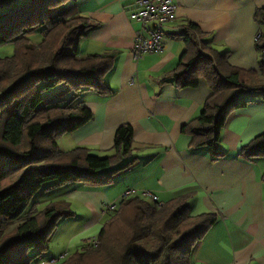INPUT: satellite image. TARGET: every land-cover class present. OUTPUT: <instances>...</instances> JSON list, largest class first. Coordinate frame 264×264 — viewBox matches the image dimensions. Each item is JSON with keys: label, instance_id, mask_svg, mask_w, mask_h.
Returning <instances> with one entry per match:
<instances>
[{"label": "trees", "instance_id": "obj_1", "mask_svg": "<svg viewBox=\"0 0 264 264\" xmlns=\"http://www.w3.org/2000/svg\"><path fill=\"white\" fill-rule=\"evenodd\" d=\"M67 1L0 0V47L13 46L11 53L0 54V264H31L42 258L58 220L73 215L67 201H51L7 230L39 189L68 182L108 185L114 175L136 164L129 123L117 127L110 155L83 146L67 151L58 147L63 134L92 119V111L76 102L79 94L111 93L105 77L115 58L109 52L80 56L79 40L95 25L79 15L63 18L62 11L50 16V10L57 12ZM253 18L261 31L253 45L257 69L233 67L229 52L207 45L205 33L191 20L179 34L185 48L169 79L179 87H195L204 79L210 89L199 114L181 131L191 137L190 148L204 146L212 159L224 155L219 134L227 116L248 105L255 93H264L257 80L264 75V7H257ZM31 33L41 34V40L32 43ZM240 154L248 159L264 156V133L243 145ZM191 195L160 206L139 196L122 201L100 229L98 244L92 247L87 241L60 264H199L191 261L193 247L218 215H190Z\"/></svg>", "mask_w": 264, "mask_h": 264}, {"label": "crops", "instance_id": "obj_2", "mask_svg": "<svg viewBox=\"0 0 264 264\" xmlns=\"http://www.w3.org/2000/svg\"><path fill=\"white\" fill-rule=\"evenodd\" d=\"M134 2L69 0L57 7H62L64 17L83 16L95 25L79 40L81 57L115 54L105 77L111 93L81 92L76 102L92 111V119L63 134L57 141L59 149L83 146L94 154L110 155L117 127L129 123L136 164L114 175L108 185L67 184L49 191L61 188L47 203L67 201L73 215L58 220L57 227L64 221L68 232L56 237L53 232L46 255L31 264H48L65 249L73 252L97 238L113 214H103V204L118 200L126 188L152 189L161 203L189 193L190 215H218L193 247L194 263L264 264V161L240 154L243 145L264 133V93H255L248 105L229 115L219 134L224 155L212 159L204 146L190 148L191 137L181 131L210 95L206 81L179 87L169 79L185 48L179 34L187 20L199 25L207 45L229 52L228 62L233 67L257 69L258 52L253 45L260 27L253 15L257 7H264V0H175L176 16L166 25L164 48L139 59L131 54L138 24L127 14Z\"/></svg>", "mask_w": 264, "mask_h": 264}, {"label": "built area", "instance_id": "obj_3", "mask_svg": "<svg viewBox=\"0 0 264 264\" xmlns=\"http://www.w3.org/2000/svg\"><path fill=\"white\" fill-rule=\"evenodd\" d=\"M177 4L175 0H135L132 7L128 10V17L131 21L136 22L138 27L133 37V46L131 54L134 59H139L142 55L152 52H160L164 48V37L166 25L176 16ZM261 31L257 32L256 38L260 36ZM133 77L130 78V83ZM132 196H139L146 200L158 202L157 196L152 189H135L126 188L118 200L108 201L103 204V214H112L119 208L122 201ZM107 221V220H106ZM97 238L91 239V246L98 244ZM69 253L64 252L58 256L51 257L48 264H59L63 262Z\"/></svg>", "mask_w": 264, "mask_h": 264}, {"label": "rangeland", "instance_id": "obj_4", "mask_svg": "<svg viewBox=\"0 0 264 264\" xmlns=\"http://www.w3.org/2000/svg\"><path fill=\"white\" fill-rule=\"evenodd\" d=\"M17 1H19V2H21V1H23V0H17ZM63 9H62V7H61V9H59V10H57V12L56 11H49V14H50V16H54V15H57V13H60L61 11H62ZM65 16V15H64ZM63 16V18H68V17H64ZM71 17V16H70ZM30 38L32 39V43L34 42V43H38L40 40H41V38H42V35L41 34H37V33H31L30 35ZM12 48H13V46H12V44H7V45H3V46H1L0 47V54L1 55H5V54H9V53H11V51H12ZM259 77H257V80L259 81V83L260 84H264V75H258ZM58 89L59 88H56L55 90H53L54 92H56V91H58ZM82 93H80L79 95H81ZM233 112V111H232ZM231 112V113H232ZM230 113V114H231ZM229 114V115H230ZM229 115L227 116V119H226V123H225V125L227 124V121L229 120ZM64 140L65 139H62V141L64 142ZM66 140H71V139H66ZM63 142H61L62 143V146L61 147H64L63 146ZM58 147H60V146H58ZM74 148V147H73ZM71 148H67V149H65V151H67V150H70ZM257 160H259V162L262 160V161H264V156H261V157H258V159ZM46 184H48V183H45L44 185H46ZM67 184H81V183H75V182H68V183H65L64 185L65 186H68ZM61 186H63V185H61ZM58 187H60V186H58ZM62 188H65V187H62ZM52 189H54V188H52ZM52 189H44V188H41V189H39L34 195H33V197L31 198V202L28 204L29 206L27 207V209L24 211V213L21 215V217H19V219L18 220H15V222H11V223H9L8 224V227H7V230H10L16 223H18V222H21L22 221V219H23V217H25V215L26 214H28V212L30 211V210H32L33 208L32 207H36L38 210L37 211H40V210H42V209H44V207L47 205V198L49 197V196H53V195H55L60 189H57V190H54L53 192H51L50 194H48V192L49 191H51ZM146 200V199H145ZM149 201H151V200H149ZM114 214V213H113ZM112 214V215H113ZM72 215H70L69 217H71ZM66 217V216H65ZM65 217H62V218H65ZM66 218H68V217H66ZM58 224V223H57ZM57 227V226H56ZM55 227V228H56ZM68 225L66 224V223H64V221H62V223H61V225L60 226H58L57 228H56V230H55V228L53 229V232H55L54 234H55V237L56 236H61L62 234H64L65 232H68ZM72 229H75V228H71L70 230H72ZM7 230H5V231H7ZM53 232H52V234H51V236H50V238H52L53 236ZM54 237V238H55ZM64 252H67V253H71L72 251L70 250V252L67 250L66 251V249L64 250ZM64 252H62V253H64ZM74 252V251H73ZM62 253H60V254H62ZM66 260V259H65ZM60 264V263H59Z\"/></svg>", "mask_w": 264, "mask_h": 264}]
</instances>
